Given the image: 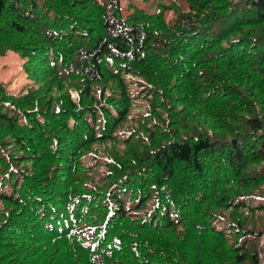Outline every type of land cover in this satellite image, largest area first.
Instances as JSON below:
<instances>
[{"label":"trees","instance_id":"1","mask_svg":"<svg viewBox=\"0 0 264 264\" xmlns=\"http://www.w3.org/2000/svg\"><path fill=\"white\" fill-rule=\"evenodd\" d=\"M183 1L0 0V264H264V0Z\"/></svg>","mask_w":264,"mask_h":264},{"label":"rangeland","instance_id":"2","mask_svg":"<svg viewBox=\"0 0 264 264\" xmlns=\"http://www.w3.org/2000/svg\"><path fill=\"white\" fill-rule=\"evenodd\" d=\"M166 1V0H163ZM168 1V0H167ZM175 4L182 10L186 8V3L183 0H174ZM159 0H120L121 12L122 14H126L130 11L129 5H134L140 8H143L147 12L154 13L159 10ZM166 18H170L172 16V12L168 11L165 12ZM20 60L16 57L13 52H7L5 55L0 56V83L7 84V87L11 89H15L20 87L24 82V76L21 74L19 70L20 64H22ZM23 76V77H22ZM57 87V86H56ZM55 86H52L50 90L47 92V95L50 96L52 104L56 102L58 99L60 92L63 89H57ZM67 87H69L67 85ZM68 90H71L69 87ZM70 95L74 98L76 93L74 91H70ZM147 102H135L134 105L130 109V122L125 124L126 128H131V123L133 120H137L141 117L144 112L147 111ZM121 146L119 145V148ZM93 148L96 149V152L101 157L109 156V153H112V147H109V143L105 144V142H97L93 145ZM259 216V214L254 213V217ZM264 219L261 220V224L263 223Z\"/></svg>","mask_w":264,"mask_h":264}]
</instances>
